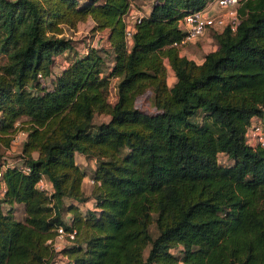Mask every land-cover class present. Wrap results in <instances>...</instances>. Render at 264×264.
Masks as SVG:
<instances>
[{
	"label": "trees",
	"instance_id": "16d2710c",
	"mask_svg": "<svg viewBox=\"0 0 264 264\" xmlns=\"http://www.w3.org/2000/svg\"><path fill=\"white\" fill-rule=\"evenodd\" d=\"M208 1L153 0L127 48L130 0H0V145L23 132L20 161L0 176V264L58 253L71 264H264V147L244 142L264 116V0H240L235 29L212 33L197 63L176 45L177 20ZM88 17L113 58L84 44L55 71L71 48L65 29ZM146 91L152 112L135 106ZM75 153L94 160L88 193ZM59 225L74 233L54 251Z\"/></svg>",
	"mask_w": 264,
	"mask_h": 264
},
{
	"label": "built area",
	"instance_id": "2783aa9c",
	"mask_svg": "<svg viewBox=\"0 0 264 264\" xmlns=\"http://www.w3.org/2000/svg\"><path fill=\"white\" fill-rule=\"evenodd\" d=\"M239 1L240 0H210L202 8L190 10L185 13L177 20V27L182 30L183 36L176 45L181 48L197 40L203 34L209 33L208 31L211 33L220 32L225 27L234 30L238 22L236 8ZM213 6L217 9L215 10ZM143 15L144 14L138 8L133 7L130 1L123 14V38L125 42L131 40L134 27ZM22 136L23 132L16 131L12 136V141L19 140L21 142ZM244 142L252 147H264V116L252 118L249 125L245 128ZM8 164L7 162L0 164V176ZM20 168L24 172L28 171V167L25 165L21 164ZM87 181L90 184L93 183V179L90 177L87 178ZM36 187L46 192H49L51 189L48 181L43 177L37 180ZM67 218L68 214L64 217L65 221ZM73 233V231H66L62 225H59L56 228L53 239H48L47 241L51 244L54 251H59L64 246L63 242L68 243L70 239L73 238ZM50 264H71V262L68 261L64 255L58 253L54 256Z\"/></svg>",
	"mask_w": 264,
	"mask_h": 264
},
{
	"label": "rangeland",
	"instance_id": "374dc122",
	"mask_svg": "<svg viewBox=\"0 0 264 264\" xmlns=\"http://www.w3.org/2000/svg\"><path fill=\"white\" fill-rule=\"evenodd\" d=\"M131 4L133 5V7L138 8L142 13L144 12V10L150 6V4H152L153 0H130ZM144 14V13H143ZM90 26H88L87 24H81L79 25V30L78 33L73 32V30L70 29H66L65 32L66 34L70 37L71 40V51L76 50V48L80 47L79 44H81V42L83 44L86 45H94L98 42V48H100V52L101 54L109 61L113 58V54L115 52L114 47H111V45H109V43L106 40L105 37V33H102V35L100 37H97L96 35L93 34V32L89 29ZM209 33L203 34L205 37H211V41H206L207 49H213L216 46V42L215 39L212 35V33L210 31H208ZM201 37V36H200ZM199 37V38H200ZM199 38L195 41H193L191 44L197 51V53L200 55L202 54L203 50L201 51V47H200V43H199ZM98 39V40H97ZM187 44V45H189ZM180 53H184V54H188L186 53L184 50H182V48H179ZM66 53V52H65ZM69 55V53H67ZM67 54H61L55 57V62L53 65H55L54 70L57 71L58 67L60 65H62L66 60ZM67 61V60H66ZM164 65H165V70H166V80L168 85H171L174 78L173 76H171L169 73L171 72L170 67L167 65L166 60L164 59ZM116 79H113L111 82V86L109 88V95L112 96L114 94V83H115ZM113 98V97H112ZM111 98V99H112ZM135 106L143 111H147V112H152L154 111V108L152 106L151 103V93L149 91H146L142 94H140L139 96H137V98L135 99ZM108 117L104 114H98L95 115L93 117V122L94 123H98L100 121H104L106 120ZM200 119V114L196 116V118H194V122L198 123ZM23 117H20L16 122H15V126L18 130H21V127L23 126ZM20 141L16 140V141H11L9 142V146L7 148H4L0 145V161L2 162H7L9 164H16L20 161L19 158V153H20ZM218 157V161L221 163H228L230 162V159L225 156L223 153H219L217 155ZM76 162L77 164L83 169L85 170V176L83 177L84 180V188L83 190L85 191V193H87L89 191V188L91 186V184L87 181V178L90 177L92 168L94 166V160L88 158V157H82V156H76ZM87 183V184H86ZM81 206L84 207H89L91 206L90 202H85L83 204H81ZM6 209V205L3 204V210ZM15 218H21V209L20 206L17 205L14 207V212H13ZM66 216V215H65ZM155 232V228L152 227V233ZM67 244L66 242H63V245ZM171 251L175 254V255H180V251H179V247H175V248H171ZM145 253V252H144Z\"/></svg>",
	"mask_w": 264,
	"mask_h": 264
},
{
	"label": "crops",
	"instance_id": "0c3cea01",
	"mask_svg": "<svg viewBox=\"0 0 264 264\" xmlns=\"http://www.w3.org/2000/svg\"><path fill=\"white\" fill-rule=\"evenodd\" d=\"M213 8H215V10L217 9L216 7H214L213 6ZM148 11H149V7H147L145 10H144V14H147L148 13ZM84 24H87L88 26H90L91 24H92V21H91V19L88 17L86 20H85V23ZM83 24V25H84ZM80 29V28H79ZM79 29H77V30H74L73 32H75V33H78V30ZM66 30V29H65ZM102 33H105V37H106V31L105 30H102L101 32H99V33H93L94 35H96L97 37H100L101 35H102ZM65 34H66V32H65ZM207 35V34H206ZM205 35V36H206ZM204 35H202L200 38H199V43H200V47L202 48L201 49V51L203 50V52H202V54H198L197 53V51H196V49L191 45V44H189V45H185V46H183V47H181L182 48V50H184L186 53H188V54H184V53H181V54H184V55H186L188 58H191V59H193L195 62H197V63H200L201 61H202V59H203V54H204V52H206L207 50V44H206V41H210L211 40V38L210 37H205ZM98 40V39H97ZM97 44H98V42H97ZM72 45V44H71ZM84 44L81 42V44H79V46L80 47H78V48H76V50H74V51H71V48H68L69 50H65V52H64V54H67V53H69V55L67 54V57H66V60H70V58L71 57H73L76 53L77 54H80V53H82L83 51H85V47L83 46ZM125 45H126V47L127 48H129L130 47V45H131V40L130 41H127V42H125ZM76 52V53H75ZM64 61L63 60V64H66V62L67 61ZM62 64V65H63ZM76 156L78 157V156H82L83 157V155H81L80 153H75L74 154V160H75V162H76ZM77 163V162H76ZM84 180L82 181V184H81V188H82V190H83V188H84ZM48 184L50 185V183L48 182ZM87 184V183H86ZM91 187V186H90ZM89 190H90V188H89ZM86 191V190H85ZM85 191L83 190V192L85 193ZM89 192V191H88ZM87 192V193H88ZM86 202H89V200L88 201H86Z\"/></svg>",
	"mask_w": 264,
	"mask_h": 264
}]
</instances>
